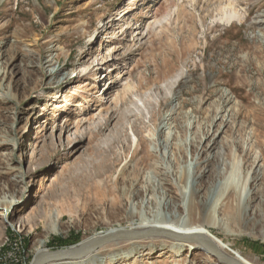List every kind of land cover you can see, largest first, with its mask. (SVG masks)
Here are the masks:
<instances>
[{
  "label": "rangeland",
  "instance_id": "rangeland-1",
  "mask_svg": "<svg viewBox=\"0 0 264 264\" xmlns=\"http://www.w3.org/2000/svg\"><path fill=\"white\" fill-rule=\"evenodd\" d=\"M233 181L242 197H216ZM162 220L264 264V0H0L4 264ZM186 244H107L86 264H219Z\"/></svg>",
  "mask_w": 264,
  "mask_h": 264
},
{
  "label": "bare ground",
  "instance_id": "bare-ground-1",
  "mask_svg": "<svg viewBox=\"0 0 264 264\" xmlns=\"http://www.w3.org/2000/svg\"><path fill=\"white\" fill-rule=\"evenodd\" d=\"M231 8L228 7V9H226L225 11L223 10L224 13L219 18V20L222 23H225V24L227 23L228 25H231V24H233L235 22L241 23L243 21V19H244V16L242 14H240L236 9H233L234 7H231ZM77 78H80V76H78ZM116 115H117V113L113 111L109 115V117L107 118L106 123L105 124L103 123V125L100 126V129L101 130L102 129H105V130L109 129L113 125L114 121L116 120ZM108 171H109V168H108ZM192 185H194V184H192ZM228 185L229 184H227V188L223 189V191L221 190L222 193H220L218 191L219 193H217L216 197L219 196L220 200H221V198H223L229 190H230V192L235 193L239 198L242 197V195L244 193V186L240 185L239 181L238 182L237 181H233L229 186ZM215 192H217V191H215ZM12 204H13V202L6 203L5 204V208L8 207V206H11ZM58 217L59 216L57 215V219H58ZM217 223H220L219 218L216 217V215L211 212L209 214V224H212V225L216 226ZM150 229L169 230V231H172V232H176V233L182 234L184 236H203L205 239H207L208 241L213 243L216 246V248L219 251H221L223 254H225L226 256L231 257V258L241 262L242 264H250V263H248L246 260L242 259L238 255L236 257H234V256L228 254L227 252H225V250L228 248V246H226L220 240H218L214 236H212L209 232H207L203 228V226H201L199 224H192V223H183V224L178 223V224H175V223L171 222L170 220L146 221V222H140V223H137L136 221H132L130 223V225L128 227H126V228H123V227L114 228V229H112V230H110L108 232L100 233V234L96 235L95 237H99V236H102V235H105V234H110V233L117 232V231L142 232V231L150 230ZM50 231L52 233H55V232H58V229H57L56 226L53 225L51 227ZM148 239H153V238H147V239H141V240H148ZM141 240L117 241V242H113V243H110V244H117L118 245L119 242H126L128 244H132L133 245L135 243L140 242ZM41 243L44 244L45 241H42ZM85 243H82L78 247L83 246ZM177 245L180 248L185 247V246H189V245H187L186 243H183V242H177ZM199 247L201 248L200 250H203L204 252L209 254L204 247H201V246H199ZM72 248H74V247H72ZM72 248H70V249H72ZM101 248H98L94 252H91L90 254H88L83 259H81L79 261H76V263H85L86 264L88 262H94V263L98 262V260H99L98 253H99ZM41 253H51V251L50 252L46 251V252H41ZM41 253H39V254H41ZM39 254H37V255H39ZM60 263H65V262H60ZM60 263H51V264H60ZM70 264H72V263H70ZM219 264H221V263H219Z\"/></svg>",
  "mask_w": 264,
  "mask_h": 264
},
{
  "label": "water",
  "instance_id": "water-1",
  "mask_svg": "<svg viewBox=\"0 0 264 264\" xmlns=\"http://www.w3.org/2000/svg\"><path fill=\"white\" fill-rule=\"evenodd\" d=\"M147 238H168L176 242L197 244L201 247H204L210 256H212L221 264H242L241 262L223 254L213 243L205 239L203 236H184L176 232L161 229H150L142 232L117 231L110 234H105L88 240L81 247H74L72 249L51 253H41L32 260L31 264H51L79 261L91 252H94L98 248H101L107 244L117 241H131Z\"/></svg>",
  "mask_w": 264,
  "mask_h": 264
},
{
  "label": "built area",
  "instance_id": "built-area-1",
  "mask_svg": "<svg viewBox=\"0 0 264 264\" xmlns=\"http://www.w3.org/2000/svg\"><path fill=\"white\" fill-rule=\"evenodd\" d=\"M0 264H4V260H2V258H0Z\"/></svg>",
  "mask_w": 264,
  "mask_h": 264
}]
</instances>
